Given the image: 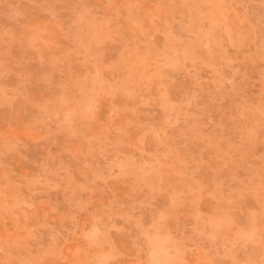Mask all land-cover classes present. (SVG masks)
I'll use <instances>...</instances> for the list:
<instances>
[{
  "label": "rangeland",
  "instance_id": "374dc122",
  "mask_svg": "<svg viewBox=\"0 0 264 264\" xmlns=\"http://www.w3.org/2000/svg\"><path fill=\"white\" fill-rule=\"evenodd\" d=\"M0 264H264V0H0Z\"/></svg>",
  "mask_w": 264,
  "mask_h": 264
}]
</instances>
